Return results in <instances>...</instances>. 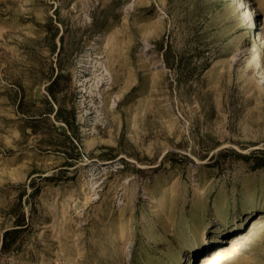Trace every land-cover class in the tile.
<instances>
[{
    "label": "rangeland",
    "instance_id": "obj_1",
    "mask_svg": "<svg viewBox=\"0 0 264 264\" xmlns=\"http://www.w3.org/2000/svg\"><path fill=\"white\" fill-rule=\"evenodd\" d=\"M208 258L264 264V0H0V264Z\"/></svg>",
    "mask_w": 264,
    "mask_h": 264
},
{
    "label": "bare ground",
    "instance_id": "obj_2",
    "mask_svg": "<svg viewBox=\"0 0 264 264\" xmlns=\"http://www.w3.org/2000/svg\"><path fill=\"white\" fill-rule=\"evenodd\" d=\"M203 258H204V257H203ZM208 260H209V258H208L207 260L203 261L202 264L206 263Z\"/></svg>",
    "mask_w": 264,
    "mask_h": 264
}]
</instances>
